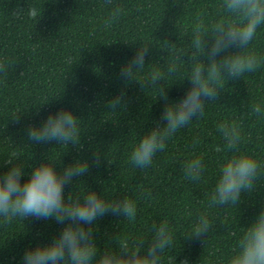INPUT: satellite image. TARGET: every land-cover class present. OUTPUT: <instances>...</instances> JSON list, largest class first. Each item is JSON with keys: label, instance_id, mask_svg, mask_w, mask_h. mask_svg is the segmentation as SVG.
<instances>
[{"label": "trees", "instance_id": "16d2710c", "mask_svg": "<svg viewBox=\"0 0 264 264\" xmlns=\"http://www.w3.org/2000/svg\"><path fill=\"white\" fill-rule=\"evenodd\" d=\"M222 0H0V175L11 167L5 161L24 165L22 181L48 157L60 160L57 168L76 159L89 161V169L65 186L69 193L95 190L111 201L128 198L137 207L135 220L111 212L94 222V240L100 252L115 249L117 241L130 244L152 239L153 228L168 221L174 244L165 250L161 264H223L233 253L242 230L264 210V174L256 189L241 195L240 203L209 207L211 194L221 175V166L235 149L226 147L217 125L240 124L239 153L254 156L264 165V64L253 73L230 79L208 101L202 116L179 129L155 154L152 164L140 169L130 155L140 137L157 124H164L163 98L158 88L125 82L119 75L123 64L133 58L137 47L149 45L146 66L137 75L143 80L153 69L166 71L175 59L177 70L159 87L167 88V100L184 97L191 87L187 78L190 37L202 19L205 26L230 19ZM41 18H31V7ZM119 8L117 18L108 23ZM176 49L188 50L181 59ZM264 57V27L253 42ZM123 95L124 105L115 111L107 102ZM61 108L73 110L81 119L79 145L56 146L27 139L30 125H40ZM19 114V119L13 115ZM217 147L221 151H217ZM100 155L96 163V155ZM202 157L204 170L199 181L185 177V165ZM264 172V170H262ZM201 213H207L213 227L208 234L185 240ZM64 225L54 219L0 218V264H22L28 247L46 244L59 235Z\"/></svg>", "mask_w": 264, "mask_h": 264}, {"label": "clouds", "instance_id": "9594fccd", "mask_svg": "<svg viewBox=\"0 0 264 264\" xmlns=\"http://www.w3.org/2000/svg\"><path fill=\"white\" fill-rule=\"evenodd\" d=\"M111 3V0H106ZM221 8L230 19H220L205 26L201 19L190 37L192 41L190 61L194 62L187 78L191 87L184 97L168 101L166 89L159 87L168 76L177 70L175 59L168 63L166 71L153 69L138 80L137 75L146 66L148 46L137 47L132 59L119 69V75L125 82L137 81L142 87L158 88L157 98L166 101L162 113L164 124L155 125L140 137L129 157L133 166L140 169L149 167L155 154L164 151L167 141L181 128L189 125L194 117L203 115L208 101L218 99V91L224 89L230 79H238L246 73H253L264 64L254 49L253 42L258 38L259 30L264 27V0H222ZM120 9L112 13L111 24ZM31 18L40 20L39 8L33 6L28 12ZM188 50L176 49V59ZM6 71V64L0 62V72ZM124 105L123 95H117L107 102L108 109L113 111ZM264 112L259 104L252 107V113ZM18 120L19 114L13 115ZM82 119L71 109L61 108L49 114L40 125H30L27 139L34 143L54 142L56 146L79 145L81 142ZM226 147L235 149L236 155L221 166V175L211 194L209 207L216 205H234L240 203L242 193H251L256 189V181L264 174L262 165L254 156L239 153L241 126L239 123L224 122L217 125ZM221 151L219 147L216 149ZM16 153L5 162L11 167L0 175V218L10 223L15 218L36 217L54 219L64 225L58 236L46 244L28 247L22 264H161L165 250L174 244V235L168 221H163L153 228L152 239L144 247L130 244L128 241H117L115 249L100 252L94 240V222L111 212L127 220H135L137 207L133 200L122 198L107 200L95 190L85 194L69 193L65 196V186L74 178L82 177L89 169V161L76 159L57 168L60 160L47 158L37 165L31 176L22 181L24 165L14 162ZM97 154L95 161L99 162ZM204 164L202 157H195L185 165V177L192 181L202 178ZM213 227L207 213H201L185 240L208 234ZM181 264H188L182 261ZM223 264H264V210L250 225L244 227L233 253Z\"/></svg>", "mask_w": 264, "mask_h": 264}]
</instances>
